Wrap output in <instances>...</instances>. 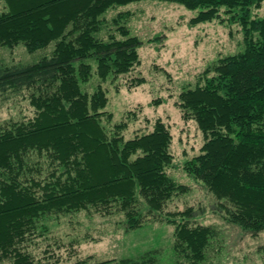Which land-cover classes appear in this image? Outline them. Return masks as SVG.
<instances>
[{"label": "trees", "instance_id": "obj_1", "mask_svg": "<svg viewBox=\"0 0 264 264\" xmlns=\"http://www.w3.org/2000/svg\"><path fill=\"white\" fill-rule=\"evenodd\" d=\"M3 1L0 48L54 47L31 63L0 60V101L21 97L35 110L31 118L0 123V263L58 264L51 242L42 257L35 252L49 241L45 221L80 211L122 215L126 232L173 225L175 254L187 264L205 262L219 229L196 222L193 205L168 209L190 191L170 173L176 165L170 126L159 117L152 129L128 138L137 111L116 120L106 110L104 84L140 65L144 44L126 24L132 12L106 14L140 0ZM169 1L197 11L192 25L217 20L242 34V49L210 63L194 86L183 87L177 106L204 139L182 169L213 195L215 213L241 236H257L264 232V14L258 13L264 0ZM145 81L135 76L129 86ZM152 254L121 264L154 263Z\"/></svg>", "mask_w": 264, "mask_h": 264}, {"label": "rangeland", "instance_id": "obj_2", "mask_svg": "<svg viewBox=\"0 0 264 264\" xmlns=\"http://www.w3.org/2000/svg\"><path fill=\"white\" fill-rule=\"evenodd\" d=\"M3 6L4 1L0 0V9ZM120 11L132 12L126 24L144 44L139 48L141 64L104 84L109 97L106 110L113 112L116 120L129 110L137 111L138 119L132 120L125 132L128 138L137 131L152 129L159 117L170 126L176 164L170 173L177 181L189 185L190 191L175 196L168 209L193 205L197 211L196 222L214 225L220 231L219 242L214 243L208 259L202 264H264V232L257 236H241L237 227L214 212L213 195L182 169L186 156L198 153L204 139L194 121L182 119L177 106L178 95L183 87L194 86L198 75L210 63L241 50V32L236 25L229 27L217 20L192 25L190 19L197 11L169 0L132 2L110 9L106 16L111 18ZM258 13L264 14V4ZM53 47L50 45L33 53L22 43L15 48L2 47L0 60L7 64L31 63L50 54ZM135 76L146 81L130 87ZM97 80L94 76L86 89L93 91ZM158 99L163 102L154 104ZM34 114V108L21 97L0 101V123L28 119ZM122 217L87 211L47 217L49 241H43L42 247L35 252L42 257L45 246L51 242L55 251V258L51 260L59 259L58 264H75L81 259H87L90 264L105 260L109 261L107 264H121L124 258H137L149 250H153L155 259L150 264L188 263L173 251V225L155 222L126 232L119 222ZM54 241L61 246L57 247Z\"/></svg>", "mask_w": 264, "mask_h": 264}]
</instances>
